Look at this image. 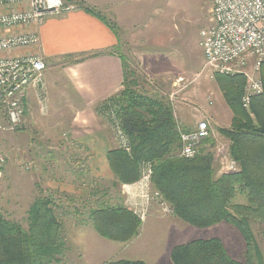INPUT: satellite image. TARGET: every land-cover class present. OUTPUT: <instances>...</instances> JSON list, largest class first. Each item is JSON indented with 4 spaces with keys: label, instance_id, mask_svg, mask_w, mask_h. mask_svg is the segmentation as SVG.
Wrapping results in <instances>:
<instances>
[{
    "label": "rangeland",
    "instance_id": "374dc122",
    "mask_svg": "<svg viewBox=\"0 0 264 264\" xmlns=\"http://www.w3.org/2000/svg\"><path fill=\"white\" fill-rule=\"evenodd\" d=\"M64 3L66 6L92 7L118 26L120 43L117 48L124 56L129 73H132L130 78L135 79L133 87L149 96L166 99L173 107L181 104L188 111H193L194 116L187 111L185 119L189 125L185 126L194 128L199 111L203 108L209 110V114H203L198 121L207 119L210 136L215 139V145L210 149L214 152L215 175L226 172V165L231 162L229 141L223 139L217 128L227 127L231 112L228 106H224L229 109L228 116L221 111L215 117L210 114L218 107L221 98L199 45L200 29L212 24L210 0H64ZM137 8L142 12L139 18ZM139 53L146 56L137 58ZM157 72L163 73L156 76ZM34 90L35 113L26 112L22 104L20 122L12 128L7 124L4 107L0 106V153L5 156L0 173V213L26 228V208L39 194L38 190H42L44 196L51 198L63 210L60 208L57 213L64 230L65 250L62 256L66 264H106L118 259L173 264L170 250L174 245L211 237L220 238L232 258L242 259L244 241L233 226L221 222L200 228L180 219V224L173 225L168 217L174 215L172 212L163 214L157 199L143 205L146 209L143 218H140L137 206H131L138 214L141 226L130 241L108 240L91 230L89 209L99 201L107 202L109 197L110 203L115 202L114 199L121 196L120 189L128 184L136 186L142 172L136 182L116 188L110 178L92 176L86 169L87 154L81 151L80 145H77L78 149L70 138V107L57 105L58 100L50 99L46 89L45 92ZM99 123L106 126L115 147L119 146L112 125L102 116H99ZM207 144L204 145L206 148ZM95 189L99 191L96 197ZM104 191L107 194H103ZM243 200L241 195H237L233 201L241 203ZM153 203L162 216L156 224L142 230V223ZM249 224L261 264H264V232H261L257 221L250 220ZM106 241L115 244L110 246Z\"/></svg>",
    "mask_w": 264,
    "mask_h": 264
},
{
    "label": "trees",
    "instance_id": "16d2710c",
    "mask_svg": "<svg viewBox=\"0 0 264 264\" xmlns=\"http://www.w3.org/2000/svg\"><path fill=\"white\" fill-rule=\"evenodd\" d=\"M79 8L103 20L115 33L112 50L122 61V89L94 107L97 115L112 124L119 122L129 150L111 147L106 160L116 188L136 182L143 163L151 166L150 186L157 191L172 214L196 227L221 222L233 226L244 241L241 260L232 258L220 238H198L174 245L170 250L173 264H261L250 220L260 224L264 232V61L260 65L263 90L250 97L247 108L241 99L245 76L242 73L214 74L222 98L232 116L228 127H218L229 141L228 153L235 170L215 175V145L209 135L193 157H182L180 133L189 131L178 125L173 105L166 99L149 96L135 89L124 56L118 50V26L89 6ZM101 52L74 57L84 60ZM207 144V148L204 146ZM204 146V147H202ZM106 190V189H105ZM39 194L26 213V228L0 213V264H66L64 230L58 216L59 206L51 198ZM103 194H107L104 191ZM99 195L95 189L94 196ZM241 195L243 202H234ZM117 199V198H116ZM99 201L88 211L90 226L101 237L127 242L139 232L141 221L136 213L118 201ZM60 211H63L62 208ZM106 264H147L143 260L118 259Z\"/></svg>",
    "mask_w": 264,
    "mask_h": 264
},
{
    "label": "built area",
    "instance_id": "2783aa9c",
    "mask_svg": "<svg viewBox=\"0 0 264 264\" xmlns=\"http://www.w3.org/2000/svg\"><path fill=\"white\" fill-rule=\"evenodd\" d=\"M210 2L212 24L199 31V45L203 50L204 63L211 70L213 77L215 73H242L245 76L241 103L247 108L250 97L263 90L260 65L264 61V0H210ZM75 8L77 7L66 6L64 0H0V32L37 24L46 15H61ZM37 42L36 31L0 34V106L5 109L10 128L20 122L23 113L22 97L26 90L33 88L45 92L46 65L43 57L35 53L22 55L1 53L30 48ZM111 125L119 146L128 151L127 139L119 122L113 119ZM210 134L207 119L199 120L195 129L181 132L179 155L186 158L196 155L202 142ZM4 163L5 156L0 153V173ZM235 167V162L231 160L230 164L226 165V171L235 170ZM141 172L142 175L136 185L144 204L147 205L152 199H157L162 213H170L171 210L161 195L151 189L150 164L143 163ZM132 185L124 186L129 188ZM139 210V216L143 218L146 209Z\"/></svg>",
    "mask_w": 264,
    "mask_h": 264
},
{
    "label": "crops",
    "instance_id": "0c3cea01",
    "mask_svg": "<svg viewBox=\"0 0 264 264\" xmlns=\"http://www.w3.org/2000/svg\"><path fill=\"white\" fill-rule=\"evenodd\" d=\"M141 13V10L137 8V18L141 16ZM30 31L37 32L38 42L35 46L1 53V55L35 53L43 57L46 65L44 80L48 97L58 100L57 105L61 107H70V138L75 141L76 146L80 145L82 152L87 154L86 169L92 176L112 180L113 176L106 160V153L115 145L111 142L108 131L105 129L106 126L99 123V116L95 113L94 107L122 89V61L119 55L112 50L117 43L114 31L97 16L77 7L61 15H46L37 24L26 27L19 26L5 32L2 31L0 34ZM93 52L101 53L73 62L74 57ZM142 54H137V58L142 59L146 56ZM162 73L157 72L156 76H160ZM160 80L162 79L160 78ZM218 97L221 98V101H218V107L210 111V114L215 117L216 114H219L218 111H221L228 116L229 109L224 107L227 105L220 91ZM35 100V90L28 88L23 95L22 104L29 114L35 113L33 110ZM173 108L178 125L187 130L195 129L198 118L209 112L204 108L199 111L200 116H196L197 120H194L195 127L190 128L185 126L189 125L185 119L188 108L181 104ZM188 112L194 116L193 111ZM231 116L232 113H230L229 124ZM77 148L79 149L78 146ZM61 186L66 188L64 185ZM122 189H120L121 196L119 195L120 197L116 201L119 199L131 209H133L131 207L133 205H137L138 209L144 208V200L140 197L137 185H132L128 189L122 187ZM127 190L129 191L127 192ZM29 205L26 208V213ZM161 216L156 203H153L142 223V230L156 224L157 219ZM168 218L172 219L173 225L180 224L177 217ZM168 218L166 217V219ZM90 229L93 230L91 226ZM106 242L110 243V246L115 244ZM146 263L151 264L150 262Z\"/></svg>",
    "mask_w": 264,
    "mask_h": 264
}]
</instances>
